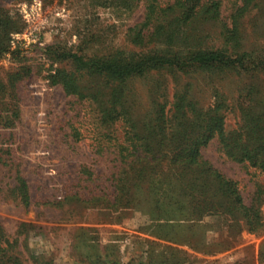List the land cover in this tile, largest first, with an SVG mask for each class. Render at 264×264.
Wrapping results in <instances>:
<instances>
[{
	"label": "rangeland",
	"instance_id": "1",
	"mask_svg": "<svg viewBox=\"0 0 264 264\" xmlns=\"http://www.w3.org/2000/svg\"><path fill=\"white\" fill-rule=\"evenodd\" d=\"M185 2L0 0V264H264V231L222 215L213 183L191 186L173 162L198 151L246 207L264 191L224 145L264 114V0ZM214 50L242 66L191 63ZM72 54L148 65L112 80ZM132 165L146 170L122 190Z\"/></svg>",
	"mask_w": 264,
	"mask_h": 264
},
{
	"label": "trees",
	"instance_id": "2",
	"mask_svg": "<svg viewBox=\"0 0 264 264\" xmlns=\"http://www.w3.org/2000/svg\"><path fill=\"white\" fill-rule=\"evenodd\" d=\"M199 2L200 0H186L184 5H186L185 9H188L187 13L193 12ZM211 7L215 11L218 5L217 3H212ZM6 20V18L0 20V26L2 25L3 27ZM8 35L9 34H7L6 31L0 35V54L8 52ZM70 57L72 58L71 60L73 65H75L76 70H83L89 74L99 73L112 80H124L131 76L141 74L148 65L147 62L143 60L134 63L117 64L108 62H87L75 54H72ZM244 58L245 57H243V55H235L232 57L228 56L224 51L214 50L196 53L190 61L194 65L198 66L220 65L226 67H236L242 66ZM51 81L52 83H55L53 78ZM64 87L68 89L66 85H64ZM242 105L245 108H251L254 103L250 100V98H246L244 99ZM214 121L217 123L219 128L222 127V119H218V117H216L214 118ZM247 128L248 132L245 137L239 136L238 138L232 140L229 138L227 143L224 145L226 146V149H230L233 146L237 147L233 150V154L228 151V155L233 156L234 159L236 158L239 162H246L249 166L256 168L264 174V114H255L253 118L248 120ZM208 139L209 137L203 138L202 143H206ZM174 160L175 161L173 162L175 164L178 163L177 161H181L179 165L180 171H178V174L176 175L179 176L181 180L189 182L191 186L204 188L207 186L206 184L213 183L212 186L215 188V192L225 199V201L222 202V215L232 219L235 217L239 219L247 218V230L250 233L259 234L264 231V218L258 212L260 206L264 204L263 190L258 189L256 197L253 199L250 206L246 207L241 202V197L235 183L224 178L218 171L212 168L207 161H204L201 158L198 151L175 155ZM145 170V167L137 169L134 165H132L128 171L121 172L118 175V187H122L121 189L124 190L126 184L131 179H134L133 177H139L145 172ZM23 189L24 191L26 189L24 184ZM27 201L28 195L24 192V202L26 203Z\"/></svg>",
	"mask_w": 264,
	"mask_h": 264
}]
</instances>
